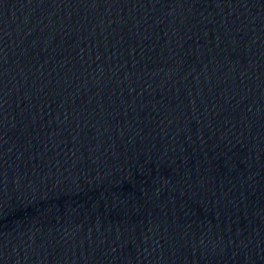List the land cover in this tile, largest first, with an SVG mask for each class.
I'll return each mask as SVG.
<instances>
[{
  "label": "water",
  "instance_id": "1",
  "mask_svg": "<svg viewBox=\"0 0 264 264\" xmlns=\"http://www.w3.org/2000/svg\"><path fill=\"white\" fill-rule=\"evenodd\" d=\"M0 264H264V0H0Z\"/></svg>",
  "mask_w": 264,
  "mask_h": 264
}]
</instances>
